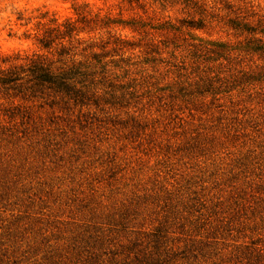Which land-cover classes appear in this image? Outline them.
<instances>
[{"label":"rangeland","instance_id":"1","mask_svg":"<svg viewBox=\"0 0 264 264\" xmlns=\"http://www.w3.org/2000/svg\"><path fill=\"white\" fill-rule=\"evenodd\" d=\"M36 57L85 99L0 90V264H264V0H0Z\"/></svg>","mask_w":264,"mask_h":264},{"label":"trees","instance_id":"2","mask_svg":"<svg viewBox=\"0 0 264 264\" xmlns=\"http://www.w3.org/2000/svg\"><path fill=\"white\" fill-rule=\"evenodd\" d=\"M77 30L76 22L56 25L45 32V35L39 39V44L42 49L50 50L57 41L62 45L66 39L71 40ZM65 49L63 46L60 56L65 53ZM68 74L64 68L57 69L53 66V62L40 57L29 60L26 68L13 66L3 69L0 64V90H12L18 93L29 91L33 96L39 90L48 89L53 93L83 102L84 93L76 89L73 78L68 77Z\"/></svg>","mask_w":264,"mask_h":264}]
</instances>
